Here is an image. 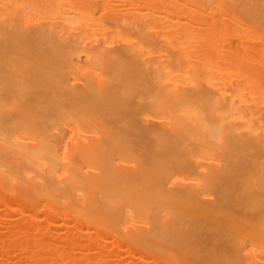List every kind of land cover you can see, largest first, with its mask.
I'll use <instances>...</instances> for the list:
<instances>
[{
  "label": "bare ground",
  "instance_id": "obj_1",
  "mask_svg": "<svg viewBox=\"0 0 264 264\" xmlns=\"http://www.w3.org/2000/svg\"><path fill=\"white\" fill-rule=\"evenodd\" d=\"M0 208L28 264H201L168 245L213 230L264 264V0H0Z\"/></svg>",
  "mask_w": 264,
  "mask_h": 264
},
{
  "label": "rangeland",
  "instance_id": "obj_2",
  "mask_svg": "<svg viewBox=\"0 0 264 264\" xmlns=\"http://www.w3.org/2000/svg\"><path fill=\"white\" fill-rule=\"evenodd\" d=\"M17 117V115H11L10 117H8L7 118V121L9 122V119L10 118H16ZM1 208H2V206H1ZM0 208V209H1ZM3 209V208H2ZM1 209V212H0V215L2 214V213H4L5 211H3ZM3 211V212H2ZM10 210H7V212H9ZM4 213V214H6V216L4 215H2V216H0V218H2V221H0V223H2V224H0V230L1 229H5L3 226H5L6 227V225H8V224H6V220H7V218L6 217H13L14 215H12V214H10L12 211H10L9 213ZM7 214H10V216L9 215H7ZM17 215V214H16ZM16 217V216H15ZM3 220H5V221H3ZM4 222V223H3ZM57 222H59V221H57ZM56 222V223H57ZM5 224V225H4ZM58 225L56 226V227H61L62 229L64 228V226H59V223H57ZM66 227V226H65ZM206 227H208V226H206ZM61 228H59V230L61 229ZM209 229H214L212 226H209L208 227ZM7 229V228H6ZM62 231V230H61ZM224 232V231H223ZM210 234V235H209ZM220 234L222 235V231L221 230H213L212 232H208V231H206V234L205 235H203L201 238H198V237H196V236H191V235H187V236H184V237H182L181 238V242L180 243H182V244H178V242L176 241L174 244L172 243V244H169L168 246H169V248L171 249V250H173V251H178V253L179 252H181V251H185L186 253H187V255L190 257V258H192L193 260H195L196 262H198V263H201V264H218L217 262H216V259H215V254H212L211 252H210V250H208L209 248H210V246L212 247L213 245H216L217 246V250H219L220 248H221V244L219 245V244H217V243H215V239L214 238H217L218 236H220ZM155 236H157V234L155 235ZM191 236V237H190ZM204 236H206V237H204ZM190 237V238H189ZM186 241H185V240ZM190 239V240H189ZM198 239V240H197ZM206 239V240H205ZM189 240V241H188ZM202 240V241H201ZM204 240V241H203ZM173 241V240H172ZM197 241V242H196ZM199 242H201V243H199ZM194 243V244H193ZM190 244V245H189ZM192 245L194 246V247H192ZM206 245H208V246H206ZM11 246V245H10ZM13 246V248L12 247H8V248H10V250L12 251L11 252V254L13 253V256L11 255V254H7L6 252V254H4L3 256H5L4 258H2L1 257V255H0V259H4L5 261H6V259H7V263L5 262V264H16V263H18V264H24V261H25V259L26 258H23L25 255H24V251H23V253L21 252V251H18V253H19V255H17V251H16V249L18 250L19 248H17V246H15L14 247V245H12ZM190 248H189V247ZM203 247V248H202ZM7 248V249H8ZM14 249V248H16V249H14L15 250V252H16V254L13 252L14 250H12V249ZM185 248H187V249H185ZM201 248V249H200ZM207 248V251H208V253H207V251H206V253H205V249ZM194 249V250H193ZM222 249V248H221ZM9 250V251H10ZM188 250V251H187ZM8 251V250H7ZM202 251L205 253V254H203L202 253ZM219 251H221V250H219ZM0 253H1V251H0ZM3 253V252H2ZM1 253V254H2ZM8 253H10V252H8ZM20 253L21 254H23V255H21L22 256V259H20L21 257H20ZM188 253H191V254H188ZM193 253V254H192ZM197 253V254H196ZM199 253V254H198ZM17 255V256H16ZM194 255V256H193ZM209 255V256H208ZM20 258H19V257ZM193 256V257H192ZM198 256H199V258H198ZM205 256V257H204ZM213 256H214V260H213ZM9 257H10V261H9ZM12 257H13V259L15 260V261H13V259H12ZM195 257V258H194ZM17 258V259H16ZM211 258V259H210ZM19 259H20V261H19ZM24 259V260H23ZM3 260V261H4ZM16 260H18V261H16ZM8 261H9V263H8ZM11 262H13V263H11ZM15 262V263H14ZM26 264H28L27 263V259H26ZM32 262H30L29 264H31ZM2 264H4L3 262H2Z\"/></svg>",
  "mask_w": 264,
  "mask_h": 264
}]
</instances>
